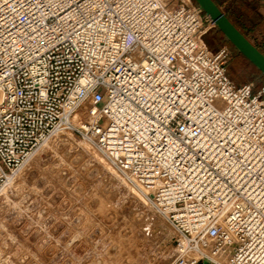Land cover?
I'll use <instances>...</instances> for the list:
<instances>
[{
  "label": "built area",
  "instance_id": "built-area-1",
  "mask_svg": "<svg viewBox=\"0 0 264 264\" xmlns=\"http://www.w3.org/2000/svg\"><path fill=\"white\" fill-rule=\"evenodd\" d=\"M212 26L192 0H0V190L70 128L172 222L175 264H264V85Z\"/></svg>",
  "mask_w": 264,
  "mask_h": 264
},
{
  "label": "rangeland",
  "instance_id": "rangeland-1",
  "mask_svg": "<svg viewBox=\"0 0 264 264\" xmlns=\"http://www.w3.org/2000/svg\"><path fill=\"white\" fill-rule=\"evenodd\" d=\"M231 15L240 25L260 19ZM217 31L213 25L205 39L212 50L232 49L231 75L264 85V75L225 37L215 39ZM75 116L80 124L87 113L80 109ZM64 130L68 140L58 138L59 130L18 171L6 194L0 191V264H175L179 234L172 222L85 149L91 142L102 152L92 141ZM219 259L206 264H222Z\"/></svg>",
  "mask_w": 264,
  "mask_h": 264
},
{
  "label": "water",
  "instance_id": "water-1",
  "mask_svg": "<svg viewBox=\"0 0 264 264\" xmlns=\"http://www.w3.org/2000/svg\"><path fill=\"white\" fill-rule=\"evenodd\" d=\"M226 40L264 75V53L236 26L215 0H194Z\"/></svg>",
  "mask_w": 264,
  "mask_h": 264
},
{
  "label": "crops",
  "instance_id": "crops-1",
  "mask_svg": "<svg viewBox=\"0 0 264 264\" xmlns=\"http://www.w3.org/2000/svg\"><path fill=\"white\" fill-rule=\"evenodd\" d=\"M215 1L227 14V16L236 24V26L264 53V0ZM224 6L227 7L226 11L224 10ZM231 13H233V16H237L239 18L255 15L260 17V19L259 22L252 26L244 23H241L240 25L237 23L238 20L237 22L235 21ZM251 34H253V36Z\"/></svg>",
  "mask_w": 264,
  "mask_h": 264
},
{
  "label": "bare ground",
  "instance_id": "bare-ground-1",
  "mask_svg": "<svg viewBox=\"0 0 264 264\" xmlns=\"http://www.w3.org/2000/svg\"><path fill=\"white\" fill-rule=\"evenodd\" d=\"M212 22V21H211ZM212 24L214 25V22H212ZM76 117V116H75ZM91 114L89 115V118H91ZM58 136V138H60V140H68L69 138V133L67 131L64 130V128L60 129V131L56 134ZM55 136V135H54ZM53 138V137H52ZM62 138V139H61ZM51 139V138H50ZM50 139H48L46 142L48 143L50 141ZM93 146V147H92ZM85 149L89 150V151H92L93 154L98 158V160L102 163H104L105 165H107L109 167V169L112 170V173L114 172L115 175L119 176L126 184L127 186L130 188V190L135 194L137 195L143 202L145 205L147 206H150V203H149V198H148V195H147V192L146 190H144L142 187L138 186L136 183H134L136 186H134L131 182L132 180L127 176L125 175L123 172H121L115 165L114 163L105 155V153L103 152H98L96 151L94 148V145H92L91 142L89 143H85L84 145ZM15 179V178H14ZM13 179H11L3 188H2V191L5 192L6 194V191H8V185H10V182H12ZM12 184V183H11ZM1 191V190H0ZM3 193V192H2ZM1 193V194H2ZM8 193V192H7ZM7 196V195H6ZM157 210V209H156ZM154 211V210H153ZM164 217V216H163ZM153 224H148L147 225V229L148 230H152L153 229ZM220 258V259H219ZM219 260H221L220 262L222 264H228V255H224L222 257H218Z\"/></svg>",
  "mask_w": 264,
  "mask_h": 264
},
{
  "label": "trees",
  "instance_id": "trees-1",
  "mask_svg": "<svg viewBox=\"0 0 264 264\" xmlns=\"http://www.w3.org/2000/svg\"><path fill=\"white\" fill-rule=\"evenodd\" d=\"M217 38H222V39L224 38L223 33L221 31H219V30L217 31V34L215 36V39H217ZM226 41H227L228 44H231L228 40H226ZM231 46L234 48V46L232 44H231ZM229 70L233 73L232 69L229 68Z\"/></svg>",
  "mask_w": 264,
  "mask_h": 264
}]
</instances>
